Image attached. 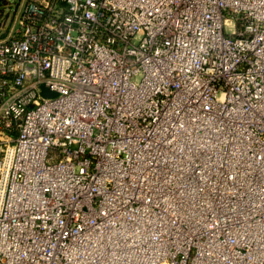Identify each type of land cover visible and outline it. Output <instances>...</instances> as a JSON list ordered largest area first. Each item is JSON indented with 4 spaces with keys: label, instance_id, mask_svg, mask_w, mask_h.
<instances>
[{
    "label": "built area",
    "instance_id": "built-area-1",
    "mask_svg": "<svg viewBox=\"0 0 264 264\" xmlns=\"http://www.w3.org/2000/svg\"><path fill=\"white\" fill-rule=\"evenodd\" d=\"M6 2L0 264H264V0Z\"/></svg>",
    "mask_w": 264,
    "mask_h": 264
},
{
    "label": "rangeland",
    "instance_id": "rangeland-1",
    "mask_svg": "<svg viewBox=\"0 0 264 264\" xmlns=\"http://www.w3.org/2000/svg\"><path fill=\"white\" fill-rule=\"evenodd\" d=\"M6 1L15 2L16 0H0V8H2L5 5V3H7ZM17 1H20V0H17ZM0 37L6 38L7 34H5L4 36H0Z\"/></svg>",
    "mask_w": 264,
    "mask_h": 264
},
{
    "label": "crops",
    "instance_id": "crops-1",
    "mask_svg": "<svg viewBox=\"0 0 264 264\" xmlns=\"http://www.w3.org/2000/svg\"><path fill=\"white\" fill-rule=\"evenodd\" d=\"M24 0H20V1H15L14 3L17 5V6H21L23 4Z\"/></svg>",
    "mask_w": 264,
    "mask_h": 264
},
{
    "label": "water",
    "instance_id": "water-1",
    "mask_svg": "<svg viewBox=\"0 0 264 264\" xmlns=\"http://www.w3.org/2000/svg\"><path fill=\"white\" fill-rule=\"evenodd\" d=\"M42 94H46V91H45V89L43 88L42 89ZM48 95H55V93H47Z\"/></svg>",
    "mask_w": 264,
    "mask_h": 264
}]
</instances>
